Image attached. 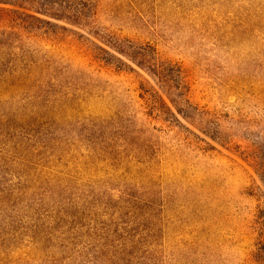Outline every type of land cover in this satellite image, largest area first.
<instances>
[{"label": "rangeland", "instance_id": "1", "mask_svg": "<svg viewBox=\"0 0 264 264\" xmlns=\"http://www.w3.org/2000/svg\"><path fill=\"white\" fill-rule=\"evenodd\" d=\"M77 1L84 7L82 24L52 19L73 31L61 29L56 43L43 40L41 46L50 49L57 65L70 69L79 106L73 112L65 107L60 110L58 116L64 120L55 130L24 126L42 137L38 145L74 151L77 159L72 170L83 181L107 183V171L113 169L107 162V117L134 116L143 130H150L145 135L149 145L144 158L151 160L155 170L153 199L162 242L157 264H264L263 256L257 254L264 231V183L237 152L240 145L243 148L264 135V28L260 30L250 10L246 11L250 3ZM116 49L144 52L159 61L173 78L174 91L181 94L178 99L189 100L188 111L196 118L187 120L178 114L156 82ZM125 63L150 80L179 121L160 99L158 106L146 103L141 87L151 89L150 84L142 83L143 78ZM180 104L188 106L184 100ZM53 113L49 109L45 115L54 118ZM73 113L76 118L71 122L68 115ZM82 116L104 119L105 134L99 130L89 136L85 122L78 121ZM203 117L209 121L206 133L201 130ZM13 127L21 128L9 125L0 130V188L10 187L11 200L17 187L29 186L27 178L17 185L22 162L12 163L13 153L39 160L29 155V148L18 146L21 137ZM49 131H54L53 136ZM11 144L14 152L7 150ZM94 148L93 162H83L80 155ZM117 166L122 173L129 169ZM33 168L27 172L32 174ZM28 196L17 206H7L8 214L31 213L36 206L26 200ZM92 208L91 203L84 206L75 223L77 248L83 254L77 258L79 264H99L97 258H101L90 230ZM38 210L43 211L40 206ZM30 235L21 223L9 224L0 217V264H45L48 257L30 254Z\"/></svg>", "mask_w": 264, "mask_h": 264}, {"label": "trees", "instance_id": "2", "mask_svg": "<svg viewBox=\"0 0 264 264\" xmlns=\"http://www.w3.org/2000/svg\"><path fill=\"white\" fill-rule=\"evenodd\" d=\"M239 2L242 5L243 2ZM247 2L250 8H246V11L250 10L252 20L262 30L264 0ZM83 8L77 0H0V130L9 125H20V129L13 127L18 137H21L17 141L18 146L29 148L30 156H39L38 161L27 157L24 159L22 153L19 156L14 152L13 144L7 149L14 152L15 158H10L12 163L22 162L18 169L20 175L17 185L21 179L27 178L29 186L21 189L18 185L12 200L7 194L10 187L0 188V217L9 224L21 223L30 231L29 252L48 257L45 264H79L77 258L83 254L77 248L78 231L75 223L83 213L81 209L91 203L90 220L93 225L90 230L95 236L94 248L101 257L97 258L99 264H157L162 242L156 218V200L153 199L157 193L155 170L151 160L144 158L148 156L146 147L149 145L145 135L150 134V130H143L145 128L135 122L134 116L107 117V162L113 169L107 171V183H103L99 179L83 181L72 170L74 167L71 164L77 159L74 151L47 143L38 145L42 137L38 136L39 133L35 136L31 132L35 129L24 126L42 125L55 130V126L64 120L62 115L58 116L60 110L65 107L73 112L79 106L75 99L76 82L70 69L66 71L57 65V60L48 52L50 49L41 46V42L56 43L61 29L73 31L52 19L81 25L85 18ZM116 50L156 82L178 114L187 120L196 118L195 113L188 111L189 100L178 99L181 94L175 93L173 78L165 73L159 61L144 52ZM125 64L143 78L142 83L150 84L151 89L141 87L146 103L158 106L160 99L179 121L170 104L150 80L129 63ZM183 100L188 106L180 104ZM49 109L55 112L52 114L56 115L54 118L45 115ZM75 118L74 113L68 115L71 122ZM79 120L87 125L89 136H96L99 130L102 135L105 134L104 119L82 116ZM200 121L203 124L201 130L208 132L205 130L209 121L204 117ZM53 132L47 134L53 136ZM52 136L45 135L47 138ZM209 136L220 140L214 135ZM240 146L237 152L264 183V135L245 144L243 148ZM1 153L7 156L5 151ZM96 153L94 148L80 156L83 162L92 163ZM116 163L129 168L127 173H122ZM29 168H33L32 174L27 172ZM26 193L29 195L26 200L34 201L36 206L30 209L31 213L25 211L17 216L8 214L7 206L18 204ZM260 245L257 254L264 258V231L261 233ZM83 252L87 253L86 250Z\"/></svg>", "mask_w": 264, "mask_h": 264}]
</instances>
